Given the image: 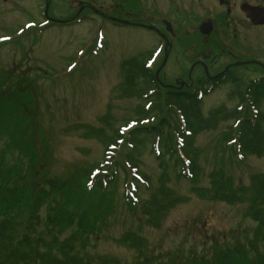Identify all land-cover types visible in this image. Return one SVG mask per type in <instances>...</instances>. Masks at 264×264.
Listing matches in <instances>:
<instances>
[{
    "label": "rangeland",
    "instance_id": "1",
    "mask_svg": "<svg viewBox=\"0 0 264 264\" xmlns=\"http://www.w3.org/2000/svg\"><path fill=\"white\" fill-rule=\"evenodd\" d=\"M48 1L47 15L60 23H45L47 0H0V118L4 119L6 114L10 116L11 126L17 131L13 135L17 148L25 150L28 143L34 141L32 148L35 150V142H39L42 149L34 151L36 167L42 168L48 178L60 180L62 190L57 198L74 195L77 205L74 202L73 207L86 211L88 226L95 232L85 241L87 235L81 236L76 226L58 233L41 223L36 228L40 236L47 238L54 234L62 241L68 239L88 258L115 264L137 260L138 254L133 249L116 242L127 233L144 240L148 254L167 261L171 255L190 253L218 252L223 256L224 247L239 233L246 232L250 238L256 225L246 215L248 204L202 199L195 193L197 189H210L211 183L218 180L225 183L226 189L247 187L252 177L264 174V156L239 155L231 145L237 131L232 120L220 122L216 129L194 137L193 148L198 152L195 178L179 176L180 169L157 140L149 136L141 137L143 144L138 149L121 141L107 163L105 146L101 142L103 137H115L117 132L126 136L134 126L157 127L167 115L163 108L162 115L156 116L148 108L147 101L137 96H124L120 89L124 82L122 63L132 58L151 62L160 39L147 29L115 26L109 19L153 24L162 32L161 20L169 16L174 28H179V36L174 39L173 51L167 52V66L163 70L166 82L162 83L174 84L179 79L186 81L195 61L202 62L209 75L221 72L231 61L226 52H222L221 43V48L210 52L212 40L199 38L195 17L202 18L208 9L197 6L195 0L194 7H188L184 0ZM165 56L160 52L157 64L152 65V74ZM235 72L236 85L247 101L249 94L245 89L249 81L263 74L260 70ZM192 78L193 87L207 80L200 68L193 71ZM236 85L222 83L208 91L200 103L201 112L206 115L218 107L226 110L237 107V97L231 93ZM191 88L180 91L195 93ZM17 107L25 114L22 122L11 116ZM259 110L264 114V99ZM23 129L26 135L19 131ZM95 131H100L102 138L96 137ZM4 143L0 141V152ZM42 151L46 153L44 159ZM17 152V149L8 150L4 154L5 162L11 166L18 162ZM156 152L161 153L159 158ZM25 156L21 154V158ZM126 162L135 166L139 177L146 178V185L138 183L136 206L126 201L129 185L135 183ZM102 163L108 164L109 174L116 173L115 182L104 194L88 193L84 182ZM24 166L29 176L31 165L27 162ZM121 166L125 173L119 169ZM162 185L182 202L168 210L158 227H154L138 209L152 196H159ZM45 215L43 207L39 212L42 221ZM23 220V227H33L32 215H23ZM244 264L247 263L244 261Z\"/></svg>",
    "mask_w": 264,
    "mask_h": 264
},
{
    "label": "trees",
    "instance_id": "2",
    "mask_svg": "<svg viewBox=\"0 0 264 264\" xmlns=\"http://www.w3.org/2000/svg\"><path fill=\"white\" fill-rule=\"evenodd\" d=\"M121 68L124 78L123 86L120 87L122 95L144 99L149 103L148 108L151 112L159 117L163 108H166L167 115L166 118L161 119L159 126H134L126 136L117 132L115 137L104 139L100 131H95L96 137L102 138L101 142L105 146L106 163L112 159V153L116 151L115 148L121 141L138 149L143 144L141 137L146 135L157 140L160 148L180 169L179 176L195 178L198 170L196 166L198 152L193 148L194 137L199 133L216 129L220 122L231 120L237 125L235 139L231 142L236 152L243 156L246 154L258 158L264 156V114L259 110L260 96L264 92L251 93L250 95L255 98L252 104L244 101L242 93H234L238 100L237 107L226 110L222 106L204 115L200 103L204 95L210 91L189 94L180 90L172 92L163 90L157 87L154 74L142 60L134 58L126 60ZM1 87L0 83V93ZM11 116L17 122L25 120V114L18 107L12 111ZM4 117V119L0 118V141H5L0 152V264H115L112 261L108 263L92 260L81 254L68 239L62 241L54 234L45 238L36 231L41 223L48 228L58 230V233L67 227L76 226L81 236L87 235L85 241L88 240V235H93L95 232L91 226H88L86 211L76 210L77 202L74 201V195L65 199L57 198L62 190L60 180L48 178L42 168L36 167L38 165L37 162L35 164L34 151L42 149L39 142H35V150L32 148L34 141L29 142L25 150L17 148L13 137L17 131L11 126L10 116L6 114ZM19 131L26 135L24 129ZM14 149H17L20 158L11 166L7 161L5 162L4 154ZM21 154L27 155L25 158L31 165L29 176L26 175L27 168H24L27 162L24 157L21 158ZM45 155L46 153H43V159ZM155 155L159 158L161 153L156 152ZM126 163L131 169L132 179L135 182L131 183L132 188L131 184L129 185V191L125 195L126 201L131 206H136L134 203H136L138 183L146 185V178L138 176L131 162ZM107 168L108 164L102 163L88 174L89 177L84 182L88 193L104 194L114 184L116 173L109 174ZM119 169L125 173L123 166ZM195 193L202 199L228 204H248L246 215L255 223V233L250 238L246 236V232L239 233L232 243L224 247L226 250L223 251V256L218 252L190 253L185 256L171 255L168 261L160 259L161 256L148 254L144 240L127 233L116 242L120 246L133 249L138 254L137 260L130 264H232L229 260L243 264L244 261L247 264H264V174L252 177L247 187L226 189L225 183L218 180L211 183L210 189H197ZM158 195L140 204L138 209L147 218V223L154 227H158L161 218L168 210L182 202L163 185ZM43 207L46 215L42 221L39 212ZM23 215L27 217L32 215L33 227H23L24 220L21 221Z\"/></svg>",
    "mask_w": 264,
    "mask_h": 264
},
{
    "label": "flooded vegetation",
    "instance_id": "3",
    "mask_svg": "<svg viewBox=\"0 0 264 264\" xmlns=\"http://www.w3.org/2000/svg\"><path fill=\"white\" fill-rule=\"evenodd\" d=\"M195 1L197 6H203L204 10H206V8L208 9L207 13L202 18L195 17L196 27L198 28L197 32L201 36L199 38L204 41L209 38L212 40V43L209 47L210 52L212 49L218 50L217 48H221L219 44L221 43L223 46V48H221L222 52L225 51L227 58H229L231 61L225 65L221 72L212 75L208 74V69H206L202 62L195 61L189 68L186 81L179 79L174 81V84H165L162 83L166 82L163 77L165 76L163 74V70L167 66V61L163 65L162 63L164 60L162 59L154 74L155 81L158 85L157 87L164 88L165 90L169 91H179L185 87L189 88L192 86L191 89L193 92L213 91L222 83L230 82L232 85L238 84L237 73L235 72L236 70H260L263 76L261 78L249 81L248 86L245 89V92L249 94L247 96L249 100L245 102L249 104L254 103L253 99L255 98L250 94L257 91L264 92V0H210L209 2H206V0ZM195 1L184 0V3L188 7H194V5L196 6ZM205 5L207 7H204ZM176 12H179L178 8L176 9ZM94 13L99 12L94 11ZM99 14L105 17L102 13ZM252 19L255 21H252ZM169 20H171L169 16L161 20L164 29L159 33L148 29L149 27L156 28V26L153 24L146 25L138 21L133 22L125 19L119 21L128 22L126 25H122L118 22H114V24L115 26L147 29L158 36L160 41L158 44V50L156 49L157 54L155 55V58H153V56L151 62H149V69L152 70V65L157 64L160 52L163 53V57L164 53L167 55L169 49L170 52H172L174 39L175 37L179 36V28H174L173 24H171ZM206 27L207 30H209L207 35L201 31V28L206 29ZM198 47L199 46H197V48ZM213 64L214 63H211V66H213ZM199 68L203 70V74L207 80L204 82V84L193 87L192 73ZM201 85L203 86L201 87ZM239 90V87L236 85L235 91L231 93H237ZM262 95H264V93ZM262 98L264 99V96H260L259 103L262 102Z\"/></svg>",
    "mask_w": 264,
    "mask_h": 264
},
{
    "label": "water",
    "instance_id": "4",
    "mask_svg": "<svg viewBox=\"0 0 264 264\" xmlns=\"http://www.w3.org/2000/svg\"><path fill=\"white\" fill-rule=\"evenodd\" d=\"M47 9H48V4H46V7H45V16H46V18L48 19V21H54V20H52V19H50V18H48L47 17ZM112 21L113 22H118V23H120V24H122V25H126V24H128V22H124V21H119V20H116V19H112ZM252 21H255V20H253L252 19ZM54 22H56V21H54ZM149 30H153V31H155V32H158L155 28H153V27H149L148 28ZM201 31L205 34V35H207L209 32V30H207V27H206V29L205 28H201ZM166 55V54H165ZM166 57H167V55L165 56V58H164V62H163V65L165 64V62H166Z\"/></svg>",
    "mask_w": 264,
    "mask_h": 264
}]
</instances>
